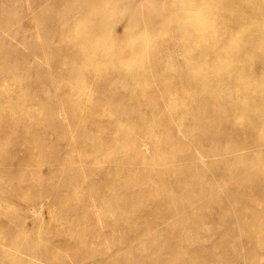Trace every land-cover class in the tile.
Segmentation results:
<instances>
[{
	"label": "bare ground",
	"instance_id": "bare-ground-1",
	"mask_svg": "<svg viewBox=\"0 0 264 264\" xmlns=\"http://www.w3.org/2000/svg\"><path fill=\"white\" fill-rule=\"evenodd\" d=\"M81 1L87 4V8L77 16L93 17V23L76 22L71 25L67 21L56 22L53 28L57 32L51 40L47 38L32 46V49L43 53L45 63V69H39L40 66L34 68L35 80L49 86L53 92L51 97H57L74 114H81L79 119L86 122L82 130L92 136L98 148L122 144L126 132L136 128L156 132L163 142L157 143L153 152L164 154L162 173L168 174L176 191L191 186V192L185 195L184 200L198 209L191 212L183 207L182 211L190 215L194 227L202 220H213L221 226L218 239L207 245L198 243L186 247L170 239L166 243L149 246L147 252L137 255H127L124 247L117 245L115 250L109 248L102 256L110 259V255L117 254L116 258L104 262L120 259L126 264L137 258L152 264H240L241 261L264 264V0H180L174 5L168 4V0H157L162 5L159 10L173 14V19L160 22L150 19L153 10L147 5L145 8L142 0ZM127 1V9L119 8ZM34 10L31 8L28 12L29 21ZM49 12L50 8H44L38 11L37 16L46 20ZM114 12L126 20L120 35L122 38L113 37L111 14ZM161 25L167 26L168 33L177 30L182 33L173 41L186 54L184 63H177L171 57L165 60L156 57L154 51L142 58L135 54L134 64L121 62L140 43L127 52L120 44L122 40L142 33L146 38L140 45L150 44L151 35L163 34L159 28ZM60 41L64 43L62 46ZM53 47L63 49V55L59 54L54 62L46 57L45 52ZM144 48L151 50L150 46ZM151 58H155L154 61L151 62ZM113 59H120L112 65L113 69L105 71L101 68ZM111 73L122 76L133 90H143L137 97L156 94L160 105L169 104L173 112L156 113L138 107L132 113L129 125L122 123L120 118L104 116L100 103L105 98L92 92L91 85L95 88L96 78ZM3 76L1 70L0 78ZM55 79L58 84L50 87ZM4 92L5 88L0 87V106L9 107ZM29 96L35 94L30 92ZM33 107L32 103H23V113L18 114V122L15 123L18 125L14 131L18 134L34 131L45 141L59 139L58 131L52 130L58 127L54 116L44 115L37 123L29 121ZM6 119L8 125L13 123L12 116ZM44 128L48 132L45 133ZM2 134L9 135V130ZM184 138H188L192 146L183 148ZM75 142L71 135L70 144L77 146ZM140 143L145 147L148 145L144 139ZM65 147L63 143L60 149ZM14 151L21 150L16 148L0 154V168L6 174L28 168L27 156L15 160ZM61 158H47L43 167L35 168L37 172H46L57 183L55 190L51 187L46 189L48 200L62 205L64 195L72 188L94 195V191L85 187V181L92 178L77 180L73 168L65 166ZM136 160L134 155L129 158L139 170L148 167ZM183 161L187 162L186 166L180 165ZM197 165L210 166L208 172L213 176L211 186L204 193L199 190V183L205 173L196 172ZM109 169L96 168L94 174H104ZM99 185L100 190L108 195H126L120 188L116 192ZM17 201L15 188H11L6 180L0 181V203L6 206L7 211L14 212L20 205ZM30 201V198L22 199V206ZM42 204L27 207L32 212L28 216L33 219L30 226L23 222L10 232L9 236L15 237L18 235L16 228L22 229L19 233L22 248L13 246V251H10L6 247L8 244L0 241V264H34L33 259L38 257L32 253L38 248L45 255L70 251L69 230L67 237L62 236L58 240L45 238L46 232L52 230L54 219H40ZM152 208L160 209L156 203ZM161 211L171 213L169 208ZM116 226L124 232L127 242L136 240L137 235L125 229L127 226L124 227L123 221ZM27 227H31L28 236L24 233L28 232ZM80 245L81 242L77 250ZM240 248L244 249V255L239 254ZM79 253L86 256L83 251ZM49 257L51 260L42 258L40 261L70 264L68 257L64 261H54V256Z\"/></svg>",
	"mask_w": 264,
	"mask_h": 264
},
{
	"label": "rangeland",
	"instance_id": "rangeland-1",
	"mask_svg": "<svg viewBox=\"0 0 264 264\" xmlns=\"http://www.w3.org/2000/svg\"><path fill=\"white\" fill-rule=\"evenodd\" d=\"M42 1L0 0V76L1 70L4 73V76L0 78V87L5 88L6 102L10 104L9 107L3 104L0 106V154L18 148L22 154L14 151L15 160L27 156L28 163V168L21 171L13 170L9 174L4 173L0 168V181L6 180L11 188H15L16 200L20 204L14 212H9L6 206L0 203V241H5L8 244L6 247L10 251H13V246L22 248L19 235L22 229L16 228L15 232L18 235L15 237L9 236L10 232L16 225L23 222L30 226L33 219L28 216L32 212H29L27 207L37 206L39 203L42 204V201L44 204L39 211L40 219H54L52 230L46 232L45 238L58 240L62 236L67 237L66 233L69 230L70 251L67 253L55 251L45 255L38 248L36 252L32 253L38 257L33 259L34 264H45L40 260L42 258L51 260L50 255L54 256V261H64L68 257L70 264H123V260L120 259L110 263L104 262L115 259L117 254L110 255V259L108 256H102L109 248L115 250L117 245L123 246L127 255H137L140 252H147L150 249L149 246L166 243L170 239L186 247H193L198 243L207 245L217 240L221 230L219 223L213 220H202L194 227L190 215L182 211L183 207L191 212H196L198 209L196 205L189 206V203L184 200L185 195L190 194L191 186L180 192L176 191L173 188L174 185L170 183L168 174L162 173L161 167L165 163L164 154L163 152V155L153 152L156 144L163 142L156 132H152V130L146 132L143 128H136L135 131L126 132L122 144L117 143L98 148L94 145L92 136L82 130L83 124L86 122L79 119L81 114H74L62 105L57 97H51L53 92L49 86L35 80L34 68L40 66L39 69H45V63L43 53L32 49V46L47 38L51 40L52 35L56 34L54 32H57L53 28L56 22L67 21L71 22V25L76 22L93 23V17L77 16L84 13L87 8V4L81 0ZM142 1H144L145 8L147 5L153 10L150 19L155 22L173 19L171 12L166 13L159 10L162 5L157 0ZM178 3L180 0H168L170 5ZM127 4L129 5L128 1L125 2V6H119V8L127 9ZM31 8H35V10L29 21L28 12ZM44 8H50V12L46 20H41L37 13ZM112 11L114 10L111 9ZM133 16L135 15L133 14ZM111 18L114 21L112 23L114 25L113 37L122 38L120 35L126 20L121 19L116 12L111 14ZM45 24L48 25L47 28L43 27ZM159 28L163 30V34L151 35L150 44L140 45L146 38L142 33L133 34L122 40L120 44L127 52H130L128 49L134 48L140 43L135 48L136 50L134 49L130 54L127 53L126 58L121 62L134 64L136 63L135 57H133L135 54L142 58L147 53L150 54L151 51H154L156 57L164 60L171 57L177 63H184L186 54L181 48H177L178 44L173 41L182 33L179 30L168 33V28L165 25H161ZM8 33L9 35H7ZM63 44L60 41V46ZM148 46L151 47V50L144 48ZM62 51L63 49L59 50L53 47L52 50L45 51L46 57H50L54 62L58 60L59 54L63 55ZM154 59L151 58V62ZM118 61L120 59L110 60L101 68L109 71L113 69L112 65H116ZM180 64L177 65L179 68ZM95 80L96 84H93L95 88L91 85V90L105 98L100 103V111L104 113V116L120 118L122 123L129 125V123L131 124L130 117L138 107L148 108L156 113L173 112V108L169 104L160 105L156 94L142 98L137 97L142 94L143 90H133L128 82L117 73L101 76ZM58 82L55 79L50 87L55 86ZM152 84L155 85L153 82ZM30 92H33L35 96H29ZM132 95L136 97H132ZM26 98L28 99L20 102ZM24 102L34 104L33 110L29 114L31 123L41 121L44 115L54 116L58 127L52 130L58 131L59 139L45 141L34 131H26L22 134L14 131L18 125V123L15 124L18 122V114L23 113L21 108ZM51 106L55 108L52 109ZM8 116H12L13 122L9 125L6 119ZM173 123L171 125L177 129ZM5 130H9V135L2 134ZM43 131L48 132L45 128ZM71 135L75 137L77 146L70 144ZM141 139L148 143L147 147L141 145ZM189 141L188 138L183 139V148L187 145L192 146ZM63 143L66 144V147L60 149ZM141 148H144L145 151ZM49 152H51L50 157ZM131 155H134L140 164H147L148 167L145 170L134 167L129 161ZM59 156H62L61 159L65 166L73 168L77 180L92 178L90 181H85V187L94 191V195L98 193L96 197L93 198L94 195L88 194L86 191H77L72 188L65 195L63 192L65 198L62 205H58L54 200H48L47 195L49 194H46V189L51 187L52 190H55L57 183L55 180H51L46 172L39 170L37 172L35 168L43 167L47 158ZM180 165L186 166L187 162L183 161ZM96 168L110 169L104 174L101 172L94 174ZM208 169L210 166L197 165L195 167L196 172L205 173L199 183V190L202 193L206 192L212 184L213 176H211V172H208ZM99 184H103L104 187L111 190L114 189L116 192L120 188L126 195H122V193L108 195L100 190ZM25 198H30L31 201L22 206V199ZM39 200L42 201L38 202ZM154 203L160 209L152 208ZM167 208L171 213L165 214L161 211V209ZM121 221L124 222V227L127 226L125 229H129L137 235L135 241L131 243L126 241L124 232L116 226ZM27 230L28 232L24 233L28 236L31 227H27ZM80 242L81 245L77 250L76 247ZM82 251L86 253V256L82 257V254L79 253ZM244 253V249L240 248L239 254L244 255ZM126 264L152 263L132 258ZM240 264L247 263L241 261Z\"/></svg>",
	"mask_w": 264,
	"mask_h": 264
}]
</instances>
